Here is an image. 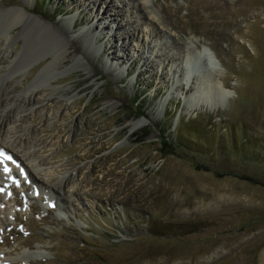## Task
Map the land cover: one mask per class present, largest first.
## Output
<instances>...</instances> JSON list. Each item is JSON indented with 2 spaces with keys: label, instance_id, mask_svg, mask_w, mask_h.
<instances>
[{
  "label": "rangeland",
  "instance_id": "rangeland-1",
  "mask_svg": "<svg viewBox=\"0 0 264 264\" xmlns=\"http://www.w3.org/2000/svg\"><path fill=\"white\" fill-rule=\"evenodd\" d=\"M0 1L33 7L48 26L52 16L81 49L20 113L45 122L4 128L37 183L9 160L0 264H264V0H111L124 16L118 31L101 20L104 37L92 16L106 0ZM114 31L124 68L99 47ZM201 49L210 54L196 59ZM26 75L0 81L3 114L25 109ZM222 87L223 106L216 93L198 97ZM152 220L185 231L155 235Z\"/></svg>",
  "mask_w": 264,
  "mask_h": 264
},
{
  "label": "bare ground",
  "instance_id": "bare-ground-1",
  "mask_svg": "<svg viewBox=\"0 0 264 264\" xmlns=\"http://www.w3.org/2000/svg\"><path fill=\"white\" fill-rule=\"evenodd\" d=\"M97 1L102 3L100 0H93L94 6H95V4L98 3ZM106 1H108V2H106ZM106 1H105V6H104L103 10H101V12H100L101 15L102 14L103 15L97 16L96 13H94L92 16L93 19L97 18L98 23L102 24L101 29H103L104 32H103V30L100 32L101 37H104V36H102V34L106 33L107 30H109V27H107L108 25L101 22V20H103V18L109 19V22H113V23L115 20H117L116 21L117 24L115 26L116 27L115 29H116V31H118L119 28H121V24L118 21V17L115 19L114 15H119L121 18L124 16L120 9H112V7H114L116 4L111 3V0H106ZM1 2L2 1H0V3ZM62 4L65 5L64 6V9L66 8L65 10H72V8L75 9V7L70 8L71 6L69 7V5L66 3H62ZM32 9H33V7L28 9L26 6H21V8L8 7L6 9H0V36H1L0 37V81L1 82L4 81L7 74H10V75L16 74L20 71L21 72L25 71L27 74L26 76H24L23 79H30L33 76V73L36 72V70L38 69L36 74L33 76V79H32L33 82L30 84L31 86H29V87L27 86V90L29 91L30 94L25 99V103H24L25 109L20 108L22 105L21 106L13 105L12 107H10V109L7 110V112H5V114H3V112L5 111L4 108H6V107L4 106L5 101L2 98L7 96L8 92H7L6 88H8V87L4 88V86H3L1 88V86H0V151H2L6 156L11 157V159H4L3 163H0V181L3 180V182H4V180H7L6 182H8L9 179L11 178V176H13V168H11V169L9 168V166L12 164L9 162V160H13L16 162H20V164L22 166H24V169H27L26 180L29 179L34 184L37 183L36 177L33 175L31 170H29V168L27 167L28 164L26 163V161L28 162L27 159H29L30 155H28V157L22 158L23 155L17 154L16 153L17 151L14 152L13 148H11L10 145H8V141L5 142V140L2 136V135H4L3 134L4 128H6V125H8V123L11 120H12V122L18 121L19 125H22L26 121H29L30 123H32V122L35 123L36 121L40 120L38 124H40L41 121L45 122L46 117L43 116V118H42V115L39 114L38 111L31 113L30 116L29 115L28 116L27 115L21 116L20 113L23 110L26 111V109L33 102L35 103V100H37V97H35V95L33 96V94H37L38 92H40V91L35 90L36 86L38 84H41V83L45 84V82H47L50 85L54 84L58 77H56L55 75L53 76V73L55 71H58L59 67L66 64V62L68 60L67 56L71 55L73 57L77 53L81 52L80 46L78 45V41L75 39H72V40L67 39L66 31L63 30V28L61 26L57 25L55 20H53L52 16L47 17V18L42 16L45 19L53 21L54 24L52 26H48L47 24L42 22L39 17H37L35 15V13L32 11ZM112 10H114V11L110 12ZM71 26L72 27L76 26V19L72 22ZM18 27H19V33L15 37H12L10 35V30H13V29L18 28ZM99 31H98V33H99ZM116 31H114L113 33L110 34V36L112 37L111 43L108 41V38H107V41H108L107 43L104 42L103 43L104 45H101V46L98 45V46L100 47V50L103 52L105 57L108 56L111 58L110 61L117 59V60H114V61H116V62H114V65L116 63L117 65L122 66V68H124L125 66H123L122 64L120 65V63H123V61H121L119 59L121 57H119V54H117L113 50V46H115L116 41H118L120 39L119 34H117ZM128 31H129L130 35L133 34V29L128 30ZM96 36L99 37L97 35V33H96ZM18 37H21L23 40L21 42L22 46L20 48L13 49V45H11V44L12 43L15 44L16 42L19 43V41L17 40ZM62 43H64L66 45L67 52H66L65 57L61 59V58H59V55H58V49L60 48ZM39 48L40 49L44 48L45 50L43 49L42 53L36 54L35 51L40 50ZM208 52L206 50L201 49V51H198V54L196 53L194 55L196 56V59H197V57L199 59L202 57V55L210 54V51H208ZM188 53H191V52L184 53V55H183L184 58L189 55ZM190 56H191V54H190ZM82 58L85 61H89L90 56L88 54H82ZM206 58L208 60V57H206ZM169 59L172 60L173 57L171 56ZM118 60L121 62H119ZM108 61H109V59H108ZM195 61H197V60H195ZM208 63H209V60H208ZM94 71L95 70L92 69V73L90 74V72L88 70V76L90 77L92 74H94L96 72V71L95 72ZM48 73H50L52 75L49 76ZM45 76H46V78H43ZM206 78L210 79V76L206 75ZM37 80H41V81L38 82ZM2 84H3V82H2ZM22 85L23 84H21V86ZM14 88H18V86L14 87ZM13 90H15V89H13ZM207 90L197 89L198 97L200 98V95H201V98H202L203 95L207 96L208 94L211 93L210 96L208 95V99H209V97H211V95H212V92L216 93V95L218 94V96L220 97L219 100L216 102L217 106H219V107L223 106L224 101H225L224 98L226 97L225 95H230V93H231L230 91H226L225 89H223V87L221 88V92L218 90H217V92L211 91V89L208 90L209 92H206ZM204 92H206V93L204 94ZM57 106H58V104L55 103L53 107L55 108ZM34 125H36V124H34ZM39 128L43 129L42 126L41 127L39 126ZM56 136H57V134H56ZM37 140L39 142L43 141L42 138H39ZM38 141H36V144H38ZM0 159H2V158H0ZM9 163H10V165H9ZM5 167H7L9 169V171H5L4 170ZM2 183L0 184V188H2ZM7 196L8 195H6V192L3 189H1V191H0V206H2V207H0V211H1V209H5L7 204H8L7 203V201H8ZM60 206H62V205L60 204Z\"/></svg>",
  "mask_w": 264,
  "mask_h": 264
},
{
  "label": "trees",
  "instance_id": "trees-1",
  "mask_svg": "<svg viewBox=\"0 0 264 264\" xmlns=\"http://www.w3.org/2000/svg\"><path fill=\"white\" fill-rule=\"evenodd\" d=\"M185 225L173 224L167 222H159V221H149L148 229L152 234L162 235V236H170L175 235L177 232H184ZM155 230V231H154ZM184 230V231H183Z\"/></svg>",
  "mask_w": 264,
  "mask_h": 264
},
{
  "label": "snow or ice",
  "instance_id": "snow-or-ice-1",
  "mask_svg": "<svg viewBox=\"0 0 264 264\" xmlns=\"http://www.w3.org/2000/svg\"><path fill=\"white\" fill-rule=\"evenodd\" d=\"M0 158H2V159H0V163H3L4 159H11V157L6 156L2 151H0ZM4 170L9 171V169L7 167H5ZM0 207H2V206H0Z\"/></svg>",
  "mask_w": 264,
  "mask_h": 264
}]
</instances>
